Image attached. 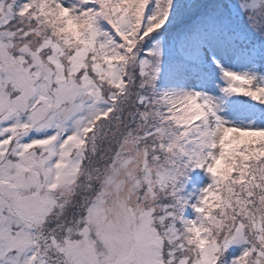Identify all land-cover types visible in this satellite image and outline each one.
<instances>
[{"label":"snow or ice","instance_id":"obj_1","mask_svg":"<svg viewBox=\"0 0 264 264\" xmlns=\"http://www.w3.org/2000/svg\"><path fill=\"white\" fill-rule=\"evenodd\" d=\"M0 264H264V0H0Z\"/></svg>","mask_w":264,"mask_h":264}]
</instances>
